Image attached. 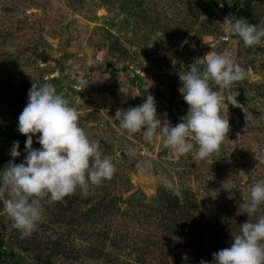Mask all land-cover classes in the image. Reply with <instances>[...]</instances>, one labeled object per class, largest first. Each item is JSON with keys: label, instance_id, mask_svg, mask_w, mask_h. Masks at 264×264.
<instances>
[{"label": "rangeland", "instance_id": "rangeland-1", "mask_svg": "<svg viewBox=\"0 0 264 264\" xmlns=\"http://www.w3.org/2000/svg\"><path fill=\"white\" fill-rule=\"evenodd\" d=\"M226 19L258 25L264 0H0V171L15 141V162L24 161L18 118L33 83L45 82L116 168L86 197L78 188L63 201L43 198L27 237L0 202V264H200L231 246L249 219L250 188L264 179V42L245 48ZM209 52L248 72L232 86L243 107L223 105L230 131L218 151L176 155L162 136L149 143L119 126L116 111L142 104L146 85L161 120L183 122L179 72L195 60L203 67Z\"/></svg>", "mask_w": 264, "mask_h": 264}, {"label": "clouds", "instance_id": "clouds-1", "mask_svg": "<svg viewBox=\"0 0 264 264\" xmlns=\"http://www.w3.org/2000/svg\"><path fill=\"white\" fill-rule=\"evenodd\" d=\"M224 24L225 30L236 34L245 48L264 42V26H261L264 21L254 25L247 19L234 22L226 19ZM247 75V70L228 55L209 52L203 67L195 60L188 70L179 72L182 84L179 91L189 105L183 122L173 126L167 113L161 120L155 97L148 92L147 85L144 102L117 110L114 119L129 135L142 132L149 143L162 136L170 152L184 155L195 149L194 158L203 160L218 151L228 136L229 119L221 115L222 108L226 101L243 107L237 100L240 93L234 92L232 86ZM212 83L219 91L213 90ZM78 84H86L83 77ZM225 93L226 99H222ZM18 131L27 137L25 159L19 164L15 162L21 155L19 141H15L9 153L13 159L0 171V202L23 238L37 229L43 214V198L63 201L78 188L86 197L90 185L99 186L110 180L116 168L111 158L103 155L101 143L90 140L79 124L78 110L69 105L52 83L39 86L33 83L18 118ZM37 134L40 149L33 147V136ZM262 205L264 179L250 188L244 211L249 219L239 225L238 234L232 233L231 246L214 252L213 261L201 260L200 264H264V215L253 221V214ZM240 214L238 211L237 215Z\"/></svg>", "mask_w": 264, "mask_h": 264}]
</instances>
